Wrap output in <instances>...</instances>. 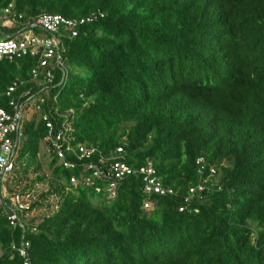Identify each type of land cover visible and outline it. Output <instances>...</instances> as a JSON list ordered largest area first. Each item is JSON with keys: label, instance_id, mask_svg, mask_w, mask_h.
<instances>
[{"label": "trees", "instance_id": "obj_1", "mask_svg": "<svg viewBox=\"0 0 264 264\" xmlns=\"http://www.w3.org/2000/svg\"><path fill=\"white\" fill-rule=\"evenodd\" d=\"M8 3L16 21L0 33L9 35L42 14L92 15L74 36L61 26L65 72L56 70L54 82L64 79L44 109L71 144L95 148L93 160L121 146L132 165L152 160L174 190L154 195L146 210L141 178L128 176L115 198L96 199L101 193L69 182L76 170L57 163L44 122L31 120L18 162L43 142L50 173L27 162L9 187L24 193L47 181L31 205L40 221L23 237L29 264H264V0H0V7ZM35 65L29 56L0 59V105L14 79L31 85ZM199 156L216 174L206 172L203 190L184 202L199 181ZM21 235L0 206V264H24L10 247Z\"/></svg>", "mask_w": 264, "mask_h": 264}, {"label": "built area", "instance_id": "obj_2", "mask_svg": "<svg viewBox=\"0 0 264 264\" xmlns=\"http://www.w3.org/2000/svg\"><path fill=\"white\" fill-rule=\"evenodd\" d=\"M12 8V3L0 7V27H11L16 21L12 15ZM91 17L92 15L67 18L61 14H42L27 21L13 35L0 33V59L29 56L36 60V65L29 72L28 83L31 85L26 87L27 81L22 78L14 79L2 92L6 102L5 105H0V206L4 208L9 226L22 232L20 245L11 241L10 247L24 258V264H29L27 250L29 244L23 239L24 233L28 226L35 231L37 225L31 221L34 210L31 206L33 197L30 190L23 193L15 188L9 190V187H13V178L17 174L25 125L31 120L44 122L46 127L44 141L50 146L49 149L57 163L64 168L76 170V174L69 176L72 185L81 184L113 199L126 177L139 176L142 182V207L146 210L153 207L154 195L174 194L173 188L164 186L158 178L152 160H146L141 165H132L125 158L123 148L117 146L107 156L100 153L95 161L92 159L95 148L80 143L71 144L70 138L65 134L68 129L63 127L56 129L49 119L47 110L44 109L50 90L64 79V76H61L58 82H54L56 70L62 74L65 72L61 26L70 33V36H74L77 33V26L90 21ZM35 28L39 32L34 31ZM27 31L29 32L26 33ZM56 96L53 95L52 99L55 100ZM195 163L199 181L188 187L184 202H189L203 190L206 172L209 176L216 174V168L207 163L203 156L197 157ZM179 210H182V207Z\"/></svg>", "mask_w": 264, "mask_h": 264}, {"label": "rangeland", "instance_id": "obj_3", "mask_svg": "<svg viewBox=\"0 0 264 264\" xmlns=\"http://www.w3.org/2000/svg\"><path fill=\"white\" fill-rule=\"evenodd\" d=\"M29 31H27L26 33H28ZM20 161L18 162V167H21L23 168V166L25 165V163H30L28 165V170H32L39 162L41 163V171L40 173H44L46 174L47 176H49V173H50V169L48 168V165H47V161L48 159L45 158L44 156V147H43V142H39V147H38V152H37V155L35 156V153L32 152V151H28L27 152V155L25 156H22L20 157L19 159ZM20 173V171H18ZM32 173V172H31ZM33 174V173H32ZM20 176L22 177L23 179V182L22 183H29V179H31L30 176H28L27 173H20ZM33 176V175H32ZM48 178V177H47ZM46 178V179H47ZM47 188V181L45 180L44 182H38L34 185V188L30 190L31 192V195L33 197V200L32 202L36 201L38 199L37 197V194L40 192V191H44L45 189ZM19 188L16 187V190H18ZM31 197V198H32ZM97 197H104V194H101L100 196L99 195H95V198L97 199ZM40 210L41 209H34L32 211V216H31V219L32 217L34 218L32 220V223H38L40 221Z\"/></svg>", "mask_w": 264, "mask_h": 264}]
</instances>
